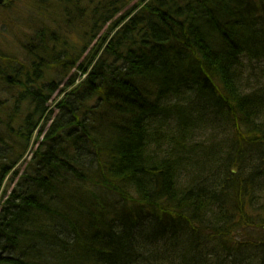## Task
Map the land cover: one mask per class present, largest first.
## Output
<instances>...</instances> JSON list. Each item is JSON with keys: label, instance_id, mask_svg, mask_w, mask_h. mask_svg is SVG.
I'll return each mask as SVG.
<instances>
[{"label": "trees", "instance_id": "16d2710c", "mask_svg": "<svg viewBox=\"0 0 264 264\" xmlns=\"http://www.w3.org/2000/svg\"><path fill=\"white\" fill-rule=\"evenodd\" d=\"M31 1L0 264H264V0Z\"/></svg>", "mask_w": 264, "mask_h": 264}, {"label": "rangeland", "instance_id": "374dc122", "mask_svg": "<svg viewBox=\"0 0 264 264\" xmlns=\"http://www.w3.org/2000/svg\"><path fill=\"white\" fill-rule=\"evenodd\" d=\"M38 3H33V1H31V0H12L10 2V4H8L7 6H4L0 9V57H7V60H9V59L12 60L13 58H15L17 63L24 64L23 66L28 65L27 62H28L29 58L27 56L25 49L23 48V46L25 44H27V42H25V38L27 35H24V34L26 31L29 33H32L29 29V28H31V24H32V15H35V16L38 15L37 11L40 10V6L50 5L49 1L47 2L48 4L42 3V4L38 5ZM5 7H8V8L5 9ZM55 25H57V24H54L52 27L54 28ZM104 32H105V29L102 31V33H104ZM5 60H6V58L3 61L0 58V64L4 65ZM74 71L75 70H73L72 73H74ZM262 71L264 72V65L261 67H258L255 65L254 77L252 80L249 79L250 84L259 85V84L264 83V80L256 81L259 78V76H261V77L264 76V73H261ZM8 72L11 73L10 69L8 70ZM85 77H86V75L83 76V78H85ZM75 84H77V83H75ZM63 85L64 84H61V86L58 88V90L52 96L51 100L58 98L57 96H58L59 92L61 91ZM17 90L18 89L6 85L3 80H0V101H1V103L8 101L9 104H12L11 103L12 99L15 98L19 93V91L17 92ZM50 102L47 105V109H48V112H52V116H51V120H50L48 126L58 116L57 115L58 111L56 109L54 110V104L50 103ZM3 111L5 113L8 112L6 110H3ZM1 117H3V116H1ZM5 133H6V130L4 128V125H2L0 123V136H2ZM207 138H209L208 132L205 134H201L199 137H197L196 142L199 144L203 143L202 147H206L207 143H208ZM10 142H11L10 140H8L6 142L7 143L6 148L0 146L1 147L0 148L1 153L3 152L6 155L12 156L11 155L12 154V147H14V146ZM36 148H37V144H35L32 141L30 143V145L28 146V149L25 152V155L23 157V163L20 165L21 170L27 164L29 158L32 156V153L36 150ZM192 173H194V171ZM188 176L189 175H184L183 177L188 178ZM186 181H188V180L183 179V178L180 179L181 185L182 186L187 185ZM198 181L201 182V180H198ZM5 184L7 185V182ZM6 185H5V187H6ZM13 186L14 185L10 186L9 191L12 189ZM2 202L3 201H1V203ZM130 207L127 206V211L129 213L133 214V211L136 208H133V207L130 208ZM118 208H120V206Z\"/></svg>", "mask_w": 264, "mask_h": 264}, {"label": "flooded vegetation", "instance_id": "af4514ba", "mask_svg": "<svg viewBox=\"0 0 264 264\" xmlns=\"http://www.w3.org/2000/svg\"><path fill=\"white\" fill-rule=\"evenodd\" d=\"M12 0H4L2 4H0V9L4 6H7L8 4H10Z\"/></svg>", "mask_w": 264, "mask_h": 264}, {"label": "water", "instance_id": "95a60500", "mask_svg": "<svg viewBox=\"0 0 264 264\" xmlns=\"http://www.w3.org/2000/svg\"><path fill=\"white\" fill-rule=\"evenodd\" d=\"M3 1H4V0H0V4H2V3H3Z\"/></svg>", "mask_w": 264, "mask_h": 264}, {"label": "bare ground", "instance_id": "6f19581e", "mask_svg": "<svg viewBox=\"0 0 264 264\" xmlns=\"http://www.w3.org/2000/svg\"><path fill=\"white\" fill-rule=\"evenodd\" d=\"M20 165L18 164V166L16 168H18Z\"/></svg>", "mask_w": 264, "mask_h": 264}]
</instances>
